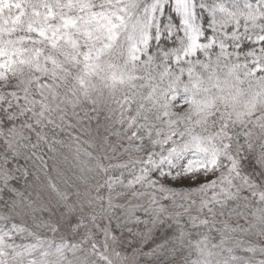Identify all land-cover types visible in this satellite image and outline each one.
<instances>
[{"label":"snow or ice","instance_id":"obj_1","mask_svg":"<svg viewBox=\"0 0 264 264\" xmlns=\"http://www.w3.org/2000/svg\"><path fill=\"white\" fill-rule=\"evenodd\" d=\"M0 264H264V0H0Z\"/></svg>","mask_w":264,"mask_h":264}]
</instances>
